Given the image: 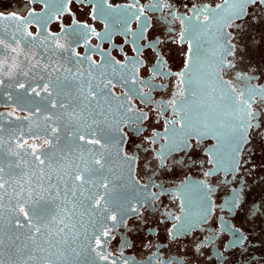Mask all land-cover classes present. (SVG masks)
I'll return each instance as SVG.
<instances>
[{
  "label": "flooded vegetation",
  "instance_id": "af4514ba",
  "mask_svg": "<svg viewBox=\"0 0 264 264\" xmlns=\"http://www.w3.org/2000/svg\"><path fill=\"white\" fill-rule=\"evenodd\" d=\"M222 1L0 0V116L65 169L0 172L1 258L264 264V2Z\"/></svg>",
  "mask_w": 264,
  "mask_h": 264
},
{
  "label": "water",
  "instance_id": "95a60500",
  "mask_svg": "<svg viewBox=\"0 0 264 264\" xmlns=\"http://www.w3.org/2000/svg\"><path fill=\"white\" fill-rule=\"evenodd\" d=\"M255 1L256 0H223L217 7L213 8L207 24L208 29H213L215 31L223 30L231 20L242 17L247 12L250 5ZM260 1L264 2V0ZM25 123H32V121L25 118H15L13 115L0 116V172L33 173L35 171H65L63 167H60V170L55 169L48 163L38 164L36 160L37 156L55 155L58 153L59 149L48 147L41 149L37 153H33V147L20 146L22 136L27 137V135H30V131H27L26 134L20 131L21 125ZM19 133L23 135L19 137ZM118 150L120 151V147ZM10 179L23 181L32 179V177L29 175L7 176V180ZM7 188H14V186L7 185ZM2 246L0 247V253L4 251V247ZM0 256L2 255L0 254ZM9 262V260H4L0 257V264H9ZM42 262V260H39L40 264H42ZM15 263L18 264L19 261L15 260Z\"/></svg>",
  "mask_w": 264,
  "mask_h": 264
}]
</instances>
